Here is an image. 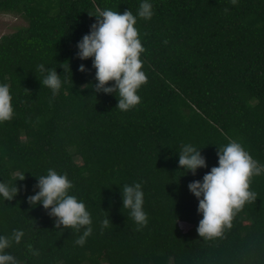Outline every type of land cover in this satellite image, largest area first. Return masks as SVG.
Masks as SVG:
<instances>
[{"label":"trees","instance_id":"16d2710c","mask_svg":"<svg viewBox=\"0 0 264 264\" xmlns=\"http://www.w3.org/2000/svg\"><path fill=\"white\" fill-rule=\"evenodd\" d=\"M143 2L0 0V12L27 22L0 36V84L9 85L13 108L0 122V182L19 188L11 201L0 195V236L23 231L5 249L17 264H264V172L252 177L257 199L211 238L197 232L203 214L188 187L218 166V147L231 141L264 166V0H147L150 19L138 15ZM106 9L136 16L145 49L147 82L127 111L116 107L118 93L94 92V57L77 55ZM41 64L59 74L54 97L40 82ZM185 144L201 149L207 167L179 168ZM49 169L67 175L69 194L90 213L83 246L84 229L56 228L49 210L28 203ZM135 183L144 226L122 207L123 187ZM180 222L191 226L183 231Z\"/></svg>","mask_w":264,"mask_h":264},{"label":"clouds","instance_id":"9594fccd","mask_svg":"<svg viewBox=\"0 0 264 264\" xmlns=\"http://www.w3.org/2000/svg\"><path fill=\"white\" fill-rule=\"evenodd\" d=\"M232 3L235 4L236 0H232ZM138 15L144 19L152 17V5L147 0L140 5ZM94 16L96 22L91 25L90 33L85 34L78 42L77 55L82 60L94 57L93 67L96 69L95 79L98 81L94 85V92L118 93L116 107L127 111L140 103L137 91L147 82L140 59V54L145 49L135 27L136 16L130 10L120 13L110 9L98 11ZM38 70L47 72L40 82L52 90L54 97L61 88L58 72L56 69H46L43 64L38 66ZM79 70L86 71L85 66L81 64ZM110 81H114L112 86H108ZM11 100L9 85L0 84V122L12 119ZM217 155L218 166H213L203 176L202 182L196 180L188 185L189 190L199 200L198 211L203 214L197 232L199 236L208 238L221 235L225 227H231L234 215L245 203L257 199V194L250 190L252 177L264 172V166H260L239 142L231 141L226 146L218 147ZM178 164L180 169L186 172L190 170L193 174L198 168L207 167L201 149L191 144L182 146ZM37 178L36 187L39 191L27 198L28 203L32 206L42 204L49 210L48 214L56 218V228H61L62 225L63 228H73L77 231L84 229L76 240V244L83 246L86 238L92 234V220L85 204L69 194L73 185L67 175L49 169L46 176ZM24 179L25 173H21L16 181ZM18 192L16 183L10 186L0 182V195L6 201H11ZM121 195L122 207L131 210V216L138 225H146L147 214L143 210L144 194L141 184L125 185ZM102 225L108 227L109 219H104ZM23 235V231L14 230L11 237L0 236V264H17L16 259L6 253L5 249L9 248L13 241L19 243ZM28 247L32 251V246ZM33 254L39 253L33 251Z\"/></svg>","mask_w":264,"mask_h":264},{"label":"rangeland","instance_id":"374dc122","mask_svg":"<svg viewBox=\"0 0 264 264\" xmlns=\"http://www.w3.org/2000/svg\"><path fill=\"white\" fill-rule=\"evenodd\" d=\"M26 24V20L19 14L0 12V36L11 33ZM179 226L183 231H186L191 225L187 222H180Z\"/></svg>","mask_w":264,"mask_h":264}]
</instances>
